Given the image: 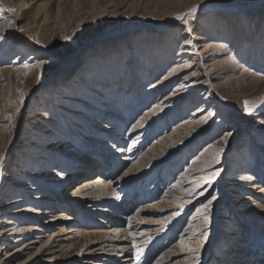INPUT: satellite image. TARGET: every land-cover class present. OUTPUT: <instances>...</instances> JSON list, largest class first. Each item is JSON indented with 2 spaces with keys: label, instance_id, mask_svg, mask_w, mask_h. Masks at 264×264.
<instances>
[{
  "label": "rangeland",
  "instance_id": "rangeland-1",
  "mask_svg": "<svg viewBox=\"0 0 264 264\" xmlns=\"http://www.w3.org/2000/svg\"><path fill=\"white\" fill-rule=\"evenodd\" d=\"M0 36V154L14 140L0 170V264L94 259L85 232L42 256L60 229L33 231L41 215L26 210L98 171L81 172L89 150L72 128L130 150L117 177L136 163L116 188L133 196L122 213L133 264H264V0H0ZM212 197L205 227L197 209ZM76 212L67 229L103 216Z\"/></svg>",
  "mask_w": 264,
  "mask_h": 264
},
{
  "label": "bare ground",
  "instance_id": "bare-ground-1",
  "mask_svg": "<svg viewBox=\"0 0 264 264\" xmlns=\"http://www.w3.org/2000/svg\"><path fill=\"white\" fill-rule=\"evenodd\" d=\"M197 5L201 7L203 6V3L197 4ZM186 13L188 12H176L172 14L170 16V20L167 25H172L174 24V22L176 21L178 22L182 20V19H177L176 17L178 15H183V18H184L185 16H187L185 15ZM194 38L197 39L198 37L195 36ZM168 81H170V78H165L163 80L160 79L157 85H155L156 84L155 83L154 86L156 87L162 84L164 85V83L166 84ZM180 88L182 87L181 86L177 87V89H180ZM159 89L161 88L159 87ZM178 96H182V93L178 92L177 94H171L170 96H168L165 99V102L167 103L166 104L163 103L164 105H161L162 108L160 109L164 110L165 108H168V106L172 103L173 99L176 97L178 98ZM56 108L62 109L61 104H57ZM111 114H112V111H109L108 113L105 114V118H107L108 120H111L112 118ZM63 121H64V117H63ZM67 123L73 125L72 122H70L68 118L65 121V125ZM105 123L103 124L104 127L100 128L99 130L101 132H107L106 135L108 136L109 135L114 136V134L116 133L115 131L119 127L117 126L118 124L116 123H111V124L106 123L105 124ZM67 127H68V124H67ZM69 132L71 133V136L76 138V140L77 139L80 140L82 145L87 150H89V153L85 156L86 157L84 161L85 164H83L84 169L81 172L84 173L85 171L89 170L90 167L96 166L98 167V171H96V173L98 172V174L86 173L85 176L86 177L88 176V177L84 179L82 182L78 183L69 192L71 193L70 196H68L69 193L65 195L67 196V198H63L59 194L47 195L48 197H45L44 195L41 194L40 197L39 196L34 197L36 200L37 199H43V200L47 199L48 206L45 208H42L41 211H36L35 209H33V207H29L28 209H26V210H29L27 212L28 215H34V214L41 215L39 217V221H37L38 224L36 223V225H34V228L32 230L33 231L36 229L40 230L42 232L48 233L47 235L49 236L51 234L50 231L57 229V228L60 229L59 231H55L54 233H52L51 239L49 241L50 245L45 247L44 252H42V256L55 255L54 253H56L57 251L54 253L47 252V251L48 250L51 251L50 248L56 242L61 241L59 237L63 235L65 236L67 234H71L70 238L73 239L75 237L77 238L79 233L85 232V234L90 235V237H93V236L97 237V238H94L93 240H90V242H88L87 247H89V249H87V252L84 253V254L91 256L94 259L97 258V260L91 259L88 262H86V264H133L132 253L130 252L129 247L126 245L127 242L129 241H127V230H126L127 227L124 228L123 226V220L125 216L124 214H122L126 211V209L123 208L124 201L127 199L133 198V196L131 195L132 197H130V194L117 195L118 193L116 192V188L121 187V185L124 183L123 179L124 177L126 178V173L128 175V173H130L133 169H136L137 167L135 165L136 163H134L133 165H130V167H128V170L126 169V171L123 172L121 176L117 177L116 172L118 171V165L123 164V163H120L119 156L122 155L123 153H126L122 148L120 147L115 148L114 147L115 144L113 140L108 139L106 142H104L102 138L101 140L100 139L98 140L97 138H95V136L87 137V136H84V134H82L80 131H78L75 128H72L71 131ZM13 143H14V140L10 141V145L5 151V154L3 155L4 159L6 158V155L8 154V151L11 149ZM37 147H40V146H37ZM129 153H130V150L126 154H129ZM123 160H125L124 163L126 164L132 159L129 157H126L125 155V157H123ZM2 165L3 163H0V170L2 168ZM93 174H96V175L94 176ZM75 175H77V177L81 176L80 173L75 174ZM62 176H65V174H63ZM90 176H93V177H90ZM256 187H258V185H256ZM34 188L35 187H33V189ZM20 202H24V200L22 199ZM57 206H61L65 209L58 210ZM89 207H90V212H99L103 215L102 218H99V225L92 227L89 230L80 228L78 227V225L70 226V229H67V226L65 225H67L70 222L72 223L73 221H76V219L73 218V216H70V213L73 215L72 212L77 213L76 210L84 211V216L85 218L88 219L90 218V216L86 214V210ZM114 208L116 212L110 211V209H114ZM145 210L147 209L145 208L139 209V211H145ZM4 222H6V220ZM63 222H64V225L62 224ZM9 223H13V222L11 221ZM88 224L90 223L88 222ZM129 227L127 229H129ZM19 240H24V238L20 237ZM34 243L27 244V247H24L23 249L25 250L29 248L28 245H31ZM64 247H62V249H60L59 251L61 250L63 251ZM72 247H69V248L71 249ZM4 249H7V248H4ZM23 249H19L18 253L19 251L21 252ZM18 253L16 252L13 254H9V256L12 257L14 254H18Z\"/></svg>",
  "mask_w": 264,
  "mask_h": 264
},
{
  "label": "snow or ice",
  "instance_id": "snow-or-ice-1",
  "mask_svg": "<svg viewBox=\"0 0 264 264\" xmlns=\"http://www.w3.org/2000/svg\"><path fill=\"white\" fill-rule=\"evenodd\" d=\"M198 7L199 6L197 5V6H194V7L190 8L189 11H188V13H186L185 15H191V14L195 13L197 11V8ZM176 18L177 19H183V15H178ZM21 31H22V29H21ZM3 38H4L3 36H0V39H3ZM64 39L67 40V39H69V37L65 36ZM37 43H39V41H37ZM186 43H190V41H186ZM248 105H249V102L248 101H245V111H247V112L250 113L252 111V109ZM209 115L211 116L212 113H209ZM225 135L226 136L227 135H231V133H226ZM221 151H222V149H216V152H215V158L216 159H218L219 154H220ZM3 160H4L3 154H0V163H3ZM126 175H127V173H126ZM215 175H216V173H213L212 176L210 177V180L211 179H214L215 178ZM210 180L209 181H206V183H209ZM213 199H215V197H212V199H209L206 204H203L201 206V208H198L197 209V213H200L201 211L204 212L205 227H207V222H208L207 212H208V209L210 208V206L212 204V200ZM202 235L206 238L207 233H203ZM198 247H199V245H198ZM194 259L195 260H198V253H197V256Z\"/></svg>",
  "mask_w": 264,
  "mask_h": 264
}]
</instances>
